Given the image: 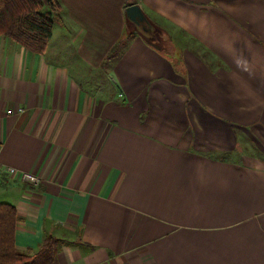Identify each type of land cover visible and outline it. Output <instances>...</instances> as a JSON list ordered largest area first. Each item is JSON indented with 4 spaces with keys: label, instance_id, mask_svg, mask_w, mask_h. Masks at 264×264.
<instances>
[{
    "label": "crops",
    "instance_id": "crops-1",
    "mask_svg": "<svg viewBox=\"0 0 264 264\" xmlns=\"http://www.w3.org/2000/svg\"><path fill=\"white\" fill-rule=\"evenodd\" d=\"M57 1L43 54L0 36V164L39 180L0 178L16 250L51 235L53 264H264V0Z\"/></svg>",
    "mask_w": 264,
    "mask_h": 264
},
{
    "label": "trees",
    "instance_id": "trees-1",
    "mask_svg": "<svg viewBox=\"0 0 264 264\" xmlns=\"http://www.w3.org/2000/svg\"><path fill=\"white\" fill-rule=\"evenodd\" d=\"M59 11L57 0H0V36L41 55L45 52ZM125 43H120L121 47ZM16 223L15 208L0 203V264H53L59 249L57 239L47 235L37 252H18L15 248Z\"/></svg>",
    "mask_w": 264,
    "mask_h": 264
},
{
    "label": "rangeland",
    "instance_id": "rangeland-1",
    "mask_svg": "<svg viewBox=\"0 0 264 264\" xmlns=\"http://www.w3.org/2000/svg\"><path fill=\"white\" fill-rule=\"evenodd\" d=\"M42 1H44V0H42ZM149 19H150V21L152 23L157 24V25H160V23H159L160 21L159 20H156V19L155 20L152 19V16H149ZM107 25L110 27L111 32L113 33L114 31H116V27L118 26V22L112 16H110ZM107 25H104V27H106ZM127 26L125 27L126 29H130V30L136 32L135 25H132L131 23H128ZM137 27L140 29L139 26H137ZM71 32H72V30H71ZM159 32H160V30L159 31L156 30L155 35H153V34L152 35L146 34L145 40H146V42H147V44L149 46H152V44H153V48H156V46L158 45V42H161L162 41L163 35L161 33L159 34ZM142 34H144V33H142ZM128 37H129V34H126L125 33V35L122 37L123 39L121 41H119L115 45V47L111 50L110 55L104 61H101V63H99L98 68L100 70H98V69L91 70V71H96V73H97L96 74V77H95L96 85H99L100 84L101 86H110L111 84H114L115 77L110 73L109 70H111L112 69V66L115 64L112 61H114L115 58L117 59L119 57V51L122 48L121 45H120V43H122L123 41H127V38ZM112 55H113V57L115 55H117V56L113 59ZM108 58H110V59H108ZM87 72H88V76H89L91 74V72L89 70ZM98 73H99V76H98ZM87 80H89V78H87Z\"/></svg>",
    "mask_w": 264,
    "mask_h": 264
},
{
    "label": "built area",
    "instance_id": "built-area-1",
    "mask_svg": "<svg viewBox=\"0 0 264 264\" xmlns=\"http://www.w3.org/2000/svg\"><path fill=\"white\" fill-rule=\"evenodd\" d=\"M8 114H11V111L7 112ZM15 113L17 114H22L23 113V109H17L15 111ZM3 176H9V177H20L19 179L21 181L24 182H28L31 183L33 185H38L39 180L36 176L30 175V174H26V173H18V171H16L13 168H9V167H5L3 165L0 164V178Z\"/></svg>",
    "mask_w": 264,
    "mask_h": 264
},
{
    "label": "water",
    "instance_id": "water-1",
    "mask_svg": "<svg viewBox=\"0 0 264 264\" xmlns=\"http://www.w3.org/2000/svg\"><path fill=\"white\" fill-rule=\"evenodd\" d=\"M126 15L128 19L137 26H140L145 22V17L137 6L127 8Z\"/></svg>",
    "mask_w": 264,
    "mask_h": 264
},
{
    "label": "flooded vegetation",
    "instance_id": "flooded-vegetation-1",
    "mask_svg": "<svg viewBox=\"0 0 264 264\" xmlns=\"http://www.w3.org/2000/svg\"><path fill=\"white\" fill-rule=\"evenodd\" d=\"M141 26V25H140ZM142 27V26H141Z\"/></svg>",
    "mask_w": 264,
    "mask_h": 264
}]
</instances>
